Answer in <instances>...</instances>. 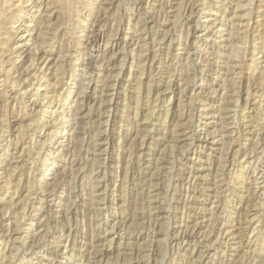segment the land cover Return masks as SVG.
<instances>
[{"label": "rangeland", "instance_id": "374dc122", "mask_svg": "<svg viewBox=\"0 0 264 264\" xmlns=\"http://www.w3.org/2000/svg\"><path fill=\"white\" fill-rule=\"evenodd\" d=\"M0 28V264H264V0H0Z\"/></svg>", "mask_w": 264, "mask_h": 264}, {"label": "bare ground", "instance_id": "6f19581e", "mask_svg": "<svg viewBox=\"0 0 264 264\" xmlns=\"http://www.w3.org/2000/svg\"><path fill=\"white\" fill-rule=\"evenodd\" d=\"M260 1V0H259ZM88 2V1H87ZM240 2V1H239ZM183 3V2H182ZM249 3L250 4H253V0H249ZM180 5V4H179ZM248 5V4H247ZM38 6H41V4L40 5H38ZM89 6V5H88ZM186 6V5H185ZM241 5H239L238 6V8L240 7ZM245 6V5H244ZM243 6V4H242V7H244ZM41 8V7H40ZM100 8V7H99ZM180 8V7H179ZM191 8V7H190ZM237 8V9H238ZM88 9V8H87ZM92 9V8H91ZM262 9V8H261ZM20 10V9H19ZM55 10H57V9H55ZM93 10V9H92ZM22 11V10H21ZM247 12H248V10H247ZM252 12L253 11H249L248 13H249V16H251V14H252ZM190 13V12H189ZM237 14H235V17H239L240 18V16L239 15H237ZM261 15V14H260ZM247 16V15H246ZM139 17V16H138ZM242 17H244V15H242ZM8 18V17H7ZM13 18H14V16H13ZM245 18V17H244ZM11 20H12V18H11ZM249 20V19H248ZM250 20H251V18H250ZM14 21V20H13ZM216 21V20H215ZM238 21V20H237ZM6 22H8V21H6ZM16 22V21H15ZM251 22L252 21H247V23L245 24V29H244V33H245V31L246 32H248V30H252V28H253V24H251ZM224 23V22H223ZM254 23V22H253ZM82 24V23H81ZM233 24H235V23H233ZM12 25H13V22H12ZM232 25V24H231ZM237 25H242L241 23H237ZM244 25V24H243ZM45 26V25H44ZM48 26V25H47ZM233 26V25H232ZM235 26V25H234ZM12 27V26H11ZM43 27V26H42ZM255 27V26H254ZM208 29V28H207ZM0 30H1V28H0ZM241 31V30H240ZM252 32H253V30H252ZM233 33H234V31H233ZM236 33V32H235ZM234 33V34H235ZM243 33V34H244ZM250 33V32H249ZM1 34V33H0ZM46 34V33H45ZM242 34V35H243ZM253 34V33H252ZM246 35L247 34H245V38H247L248 39V37H246ZM4 36V35H3ZM46 36V35H45ZM259 36H261V35H259ZM10 37V36H9ZM134 37V36H133ZM231 37H232V35H231ZM253 37V36H252ZM256 36L254 35V38H253V40H255L256 41V38H255ZM12 38V37H11ZM229 38V37H228ZM241 38V37H240ZM260 38V37H259ZM258 38V39H259ZM246 39V40H247ZM24 40V39H23ZM249 40V39H248ZM263 40H264V38H263ZM233 41V40H232ZM260 41V40H259ZM141 42V41H140ZM244 42V41H243ZM261 42V41H260ZM263 42V41H262ZM137 43V42H136ZM40 44V43H39ZM147 44V43H146ZM230 44V43H229ZM232 44V43H231ZM230 44V45H231ZM239 44V43H238ZM7 45V44H6ZM22 44H19L18 45V47H16V48H14V50L16 49V51H15V53L17 52L18 54L21 52L22 53V51H20V49H22L23 48V46H21ZM142 45V44H141ZM235 45V44H234ZM3 46V45H2ZM42 46V45H41ZM140 46V45H139ZM233 47H235V46H233ZM232 47V48H233ZM237 49V48H236ZM241 49V48H240ZM12 50V49H11ZM34 50H36V48L34 49ZM38 51H42V50H44L43 49V47L42 48H40V46L38 45V49H37ZM146 50V49H145ZM231 50V49H230ZM235 50V49H234ZM37 51V52H38ZM255 51V50H254ZM34 52V51H33ZM36 52V51H35ZM37 52H36V54H37ZM232 53H230V54H233V50L231 51ZM240 52V51H239ZM18 54H17V57H18ZM235 54V53H234ZM255 54V53H254ZM0 55H1V52H0ZM13 55H14V53H13ZM21 54H19V56H20ZM33 55H35L34 53H33ZM132 55V54H131ZM136 55H138V54H136ZM144 55V54H143ZM154 55V54H153ZM235 55H237V54H235ZM264 56V55H263ZM13 57V56H12ZM34 57V56H33ZM41 57H43V60H50V58H49V54H46V52H43V55H41V56H39L38 58L36 57H34V59H32V61H31V64L29 65V67H33V65L36 63V61L38 60V59H40ZM136 57H139V56H136ZM142 55L139 57V59L140 60H143L142 58ZM146 57V56H145ZM229 57V56H228ZM237 57V56H236ZM235 57V58H236ZM3 58V57H2ZM229 58H232V57H229ZM255 58V57H254ZM11 59V57H9V59L8 60H6V61H4V60H0V67H1V65H3L4 63H6L7 61H9ZM144 59H147V58H144ZM13 59H11V61L10 62H12L13 64H15V61H12ZM153 60V59H152ZM233 60V59H232ZM253 60H255V59H253ZM264 60V59H263ZM151 61V60H150ZM241 61V60H240ZM38 63V62H37ZM111 63V62H110ZM144 63H145V61H144ZM170 63V62H169ZM150 64V63H149ZM108 65V64H107ZM111 65V64H110ZM145 64H140L139 66H141V69H144V66ZM152 65V64H151ZM237 65V64H236ZM235 65V66H236ZM15 66V65H14ZM59 67H60V65H59ZM58 67V68H59ZM107 67H109V66H107ZM118 67V66H117ZM150 67V66H149ZM205 67V66H204ZM36 68V67H35ZM105 68V67H104ZM229 68V67H228ZM30 69V68H29ZM40 69V68H39ZM109 69V68H108ZM139 69V68H138ZM205 69V68H204ZM0 70H2L1 68H0ZM13 70V69H12ZM40 70H42V69H40ZM58 70V69H57ZM110 70V69H109ZM230 70V69H229ZM229 70H228V72H229ZM233 69H231V72H233L232 71ZM142 71H144V70H142ZM264 71V70H263ZM261 72L260 73V79H261V81H264L263 79H264V75H263V73L264 72ZM12 72V71H11ZM58 72V71H57ZM252 72V71H251ZM8 73V72H7ZM32 73V72H31ZM89 73V72H88ZM57 74V73H56ZM144 74V73H143ZM142 74V75H143ZM33 75V74H32ZM7 76H10V71H9V73L7 74ZM19 76V75H18ZM56 76V75H55ZM61 76V75H60ZM85 76V75H84ZM164 76V75H163ZM57 77V76H56ZM92 77V76H91ZM168 77V76H167ZM238 77V76H237ZM169 78V77H168ZM95 79V78H94ZM135 79V78H134ZM90 80V79H89ZM166 80V79H165ZM224 80V79H223ZM231 81H233L232 80V78L230 79ZM259 80V79H258ZM90 82V81H89ZM159 82V81H158ZM170 82V81H169ZM2 83H4V82H2ZM13 83V82H12ZM83 83V82H82ZM230 83V82H229ZM87 84V83H86ZM233 85V84H232ZM3 86H4V88H3V92L2 93H0V98L1 97H4V101L5 102H3L2 104L0 103V108H1V110H2V112L0 113V115L1 116H3L4 118L2 119L3 121H4V124H7L8 125V127H10V125H11V123H12V118L10 117L11 115H10V113H11V111H12V106H11V102H9V98L11 97V95H9V89H8V87H10V86H6L5 84H3ZM48 86V85H47ZM86 86V85H85ZM110 86V85H109ZM226 86V85H225ZM87 87H89V86H87ZM11 90L13 91L14 90V85L13 84H11ZM113 88H114V86H113ZM140 88V87H139ZM227 88V87H226ZM80 89V88H79ZM185 89V88H184ZM183 89V90H184ZM95 91V90H94ZM137 91V90H136ZM150 91V90H149ZM26 92L24 91V93L23 94H25ZM82 93V92H81ZM115 93H116V91H114L113 93H112V95H115ZM229 93V92H228ZM250 93V92H249ZM138 94V93H137ZM46 96V95H45ZM55 96V95H54ZM54 96H51V98H53ZM46 97H49V96H46ZM59 98V97H58ZM222 98V97H221ZM2 99V98H1ZM44 99V98H43ZM28 100V99H27ZM35 100V99H34ZM49 100V99H48ZM81 101V100H80ZM43 102H44V100H43ZM39 104H41V103H39ZM37 102H32L31 103V105H33V107H34V105H39ZM62 104V103H61ZM83 104V103H82ZM77 105V104H76ZM80 105V104H79ZM78 105V106H79ZM139 105V104H138ZM23 107V106H22ZM91 107V106H90ZM80 108V107H79ZM35 109V108H34ZM78 109V108H77ZM40 110V109H39ZM39 110H38V112H39ZM80 110V109H79ZM185 110V109H184ZM64 111V110H63ZM78 112V111H77ZM236 112V111H235ZM56 114H60V116L59 117H62V115H63V113L62 112H57V110H55L54 112H53V116H55ZM81 114V112L79 111V114H78V116ZM75 115V114H74ZM188 115V114H187ZM76 116V115H75ZM80 117V116H79ZM79 117H76V119H79ZM84 117V116H83ZM83 117H80V118H83ZM54 119L55 118H57L56 116L55 117H53ZM5 119V120H4ZM15 119V118H14ZM23 119H26V118H23ZM146 119H148V118H146ZM224 119V118H223ZM59 120H61V119H59ZM75 120V119H74ZM6 121V122H5ZM71 121V120H70ZM80 122V121H79ZM183 123V122H182ZM182 123H179V124H182ZM184 124V123H183ZM225 124V123H224ZM249 124V123H248ZM35 125H36V129H35V131L36 132H38L39 131V129H40V131L39 132H41V131H43L45 128H47L46 127V125H42V121L39 119V118H37V117H35V118H30V121L29 120H27V122L24 124V126L27 128V130H29V129H31V130H34V128H35ZM77 125V124H76ZM84 126V125H83ZM179 126V125H178ZM81 128V127H80ZM175 129V128H174ZM83 130V129H82ZM5 131V130H4ZM105 131V130H104ZM102 133V132H101ZM172 133V132H171ZM65 134V133H64ZM258 134V133H257ZM256 134V135H257ZM32 135V134H31ZM182 135V134H181ZM2 136H4V135H2ZM27 136V135H26ZM72 136V135H71ZM106 136V135H105ZM175 136H178V135H175ZM174 136V137H175ZM183 136H184V134H183ZM25 137V136H24ZM83 138H84V136H83ZM105 138V137H104ZM144 138V137H143ZM199 138V137H198ZM107 138H105V140H106ZM200 139V138H199ZM32 140V139H31ZM105 140H103V141H105ZM102 142V141H101ZM60 143V145H63L62 143H63V140L62 141H60L59 142ZM102 143H104V142H102ZM101 143H99L98 142V145H100ZM105 144V143H104ZM142 144V143H141ZM227 144V143H226ZM96 145V144H95ZM98 145H96V146H98ZM228 145V144H227ZM226 145V146H227ZM65 146V145H64ZM176 146V145H175ZM261 146H262V144H261ZM2 147V149H5V150H7L8 151V149H6L4 146H2L1 144H0V148ZM66 147V146H65ZM69 149V148H68ZM106 149V148H105ZM98 150V149H97ZM102 150H103V148H102ZM26 152V151H25ZM104 151H102V153H103ZM37 153V152H36ZM261 153H263L264 154V147L262 148V150H261ZM40 154V153H39ZM8 154H6L5 155V157L7 156ZM37 155V154H36ZM129 155V154H128ZM138 157V156H137ZM19 158H21V157H19ZM223 159V158H222ZM225 159V158H224ZM95 161V160H94ZM232 161V160H231ZM95 163V162H94ZM129 163V162H128ZM128 165V164H127ZM260 165V164H259ZM10 168V167H9ZM221 168V167H220ZM15 170V169H14ZM47 170H48V168H47ZM46 170V171H47ZM81 170V169H80ZM75 171V170H74ZM218 172V171H217ZM104 173V172H103ZM217 174V173H216ZM154 177V176H153ZM72 179H73V177H72ZM43 183V182H42ZM124 183H122V185H123ZM4 187H6V186H4ZM219 187V186H218ZM125 188V187H124ZM31 189V188H30ZM43 189V188H42ZM71 189V188H70ZM94 189V188H93ZM71 192V191H70ZM50 193V192H49ZM29 194V193H28ZM72 195V194H71ZM96 195V194H95ZM27 196V195H26ZM97 197V196H96ZM13 198V197H12ZM72 198V197H71ZM18 199V198H17ZM25 199V198H24ZM73 199V198H72ZM27 200V199H26ZM26 200H23L24 201V203H25V201ZM92 200V199H91ZM22 201V200H21ZM70 201V200H69ZM137 201H138V199H137ZM27 202V201H26ZM14 203V202H13ZM12 203V204H13ZM28 203V202H27ZM70 203H71V201H70ZM95 203H97V202H95ZM93 204V203H92ZM99 204V203H98ZM39 205V204H38ZM72 205V204H71ZM9 207V206H8ZM26 207V206H25ZM74 208V207H73ZM64 209H66V208H64ZM26 210V209H25ZM70 210V207L69 208H67L66 209V211L68 212ZM138 210V209H137ZM207 211V210H206ZM61 212V211H60ZM36 213V212H35ZM98 214V213H97ZM22 216V215H21ZM213 216V215H212ZM253 217V216H252ZM257 217V216H256ZM256 217H253V218H251V219H253V220H258ZM21 219V218H20ZM46 219V218H45ZM247 219V218H246ZM250 219V220H251ZM216 221V220H215ZM260 221V220H259ZM16 222H17V220H16ZM19 222V221H18ZM234 223V222H233ZM256 223V222H255ZM17 225V224H16ZM18 226V225H17ZM232 227H233V229H234V227L236 226L235 224H232L231 225ZM228 227L226 230V234L228 233V236H230L231 238H234V239H239V238H237V237H239L235 232L236 231H232L231 230V228L232 227ZM71 228V227H70ZM16 229V228H15ZM244 229V228H243ZM242 229V230H243ZM18 230V229H17ZM17 230H14V229H11V231H13V233H16L17 232ZM237 230V229H236ZM239 231L241 230V227H239V229H238ZM94 231V230H93ZM111 231H113V230H111ZM184 231H185V229H184ZM114 232V231H113ZM194 232V231H193ZM27 234V233H26ZM190 234V233H189ZM241 234V233H240ZM239 234V235H240ZM110 235H111V232H109L108 231V233L105 235V236H103V238H105L106 240H108V241H111V242H113L112 241V239H113V237H110ZM183 235V234H182ZM99 236V235H98ZM98 236H94L93 238L96 240V238H99V240L100 239H102V236L100 237H98ZM185 236V235H184ZM189 236V235H188ZM191 236V235H190ZM189 236V237H190ZM40 237V236H39ZM43 237V236H42ZM188 237V238H189ZM68 238V237H67ZM244 238V237H243ZM40 239V238H39ZM93 239V240H94ZM104 239V240H105ZM251 239H253V238H251ZM92 239H91V241H93ZM114 240V239H113ZM242 240V239H241ZM13 242V241H12ZM242 242V241H241ZM250 243L249 244H251V240L249 241ZM108 243V242H107ZM110 243V242H109ZM108 243V244H109ZM240 243V242H239ZM112 244V243H111ZM248 244V243H247ZM248 244V245H249ZM106 245V244H105ZM247 245V246H248ZM96 246H98V245H96ZM121 246H122V243H121ZM210 247V246H209ZM120 248V247H119ZM208 248V247H207ZM236 249V248H235ZM101 253V252H100ZM103 253V252H102ZM90 254V253H89ZM95 254H97V253H95ZM146 256V255H145ZM142 257V256H141ZM101 260V259H100ZM105 264V263H104Z\"/></svg>", "mask_w": 264, "mask_h": 264}]
</instances>
